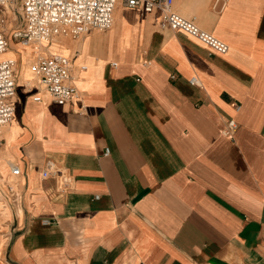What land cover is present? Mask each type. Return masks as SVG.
Returning <instances> with one entry per match:
<instances>
[{
    "label": "crops",
    "instance_id": "crops-1",
    "mask_svg": "<svg viewBox=\"0 0 264 264\" xmlns=\"http://www.w3.org/2000/svg\"><path fill=\"white\" fill-rule=\"evenodd\" d=\"M117 7L109 29L32 57L66 56L80 100L41 90L20 43L1 56L16 68L0 264H264V0H174L225 54L161 28L158 12Z\"/></svg>",
    "mask_w": 264,
    "mask_h": 264
},
{
    "label": "built area",
    "instance_id": "built-area-1",
    "mask_svg": "<svg viewBox=\"0 0 264 264\" xmlns=\"http://www.w3.org/2000/svg\"><path fill=\"white\" fill-rule=\"evenodd\" d=\"M118 0H20L22 24L10 33L6 32V7L13 0H0V54L10 46V41L37 48L44 42L59 35L79 38L91 29L106 30L112 26L113 10ZM127 8L138 9L144 14L159 13L158 25L173 31H182L205 44L211 52L225 54L229 45L201 29L195 18L185 17L173 11L174 0H120ZM221 6L227 0H216ZM5 11V12H4ZM8 15V16H6ZM13 20H16L14 15ZM11 29L10 27L7 28ZM36 76L41 90L49 94L54 102L63 105L73 100H80L81 94L76 87L75 78L70 72L68 58L61 54L38 55L29 64ZM16 59L6 57L0 60V144L3 129L12 121L14 115L13 97L15 95L14 72ZM191 84H199L196 76L189 79ZM34 100H40L39 95ZM237 125L233 119L226 121L222 133L231 136ZM106 153L108 149L105 150ZM13 175L20 174L16 164L10 165ZM57 168L48 161L42 170V176L54 175ZM62 188L72 184L70 174H60ZM43 223H48L44 219Z\"/></svg>",
    "mask_w": 264,
    "mask_h": 264
},
{
    "label": "rangeland",
    "instance_id": "rangeland-1",
    "mask_svg": "<svg viewBox=\"0 0 264 264\" xmlns=\"http://www.w3.org/2000/svg\"><path fill=\"white\" fill-rule=\"evenodd\" d=\"M5 11H9V13L11 15L16 16V20H13L12 16H10V18H5L4 27H6V32L9 31L11 33L14 30V28H17L18 26H20L22 24L21 17L19 15L20 14V0H13V2H11L7 5ZM6 16H8V15H6ZM9 27L11 29L8 30L7 28H9ZM59 36L54 37V41L57 39V40H59V42H62V45H65V46L68 45V42L66 40L58 38ZM11 42L16 43L15 41H10V43ZM9 47H11V45ZM19 67H20V65L18 64L17 70L19 69Z\"/></svg>",
    "mask_w": 264,
    "mask_h": 264
},
{
    "label": "bare ground",
    "instance_id": "bare-ground-1",
    "mask_svg": "<svg viewBox=\"0 0 264 264\" xmlns=\"http://www.w3.org/2000/svg\"><path fill=\"white\" fill-rule=\"evenodd\" d=\"M120 4V2L117 3V6ZM116 6L115 10H114V14H113V20H114V24H116L118 22V20H121L122 17L120 15V13L118 12L119 9ZM6 14L12 16V18H14L13 15H11L9 13V11L6 12ZM124 22V21H123ZM22 45V44H21ZM25 46V53H24V60H25V64L26 66H28V63L32 60V57L37 54L38 51H40L42 49L43 45L38 46L37 48L34 47H30L29 45H22ZM59 46H65L62 45V42H59L58 40H55L54 44H53V48H58ZM9 49V48H8ZM8 49L6 51H4L3 53L0 54V60L4 59L3 57H1L3 54H6V52L8 51ZM52 49V47H51ZM60 50V49H59ZM11 52H9L8 54H10ZM7 55V54H6ZM8 56V55H7Z\"/></svg>",
    "mask_w": 264,
    "mask_h": 264
}]
</instances>
